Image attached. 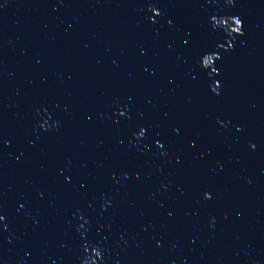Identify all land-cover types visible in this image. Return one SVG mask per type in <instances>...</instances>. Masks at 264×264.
I'll return each instance as SVG.
<instances>
[{"label":"clouds","instance_id":"9594fccd","mask_svg":"<svg viewBox=\"0 0 264 264\" xmlns=\"http://www.w3.org/2000/svg\"><path fill=\"white\" fill-rule=\"evenodd\" d=\"M238 21H239V23H240V30H239V32L237 33V34H240L241 33V26H242V24H241V20L239 19V18H236Z\"/></svg>","mask_w":264,"mask_h":264}]
</instances>
